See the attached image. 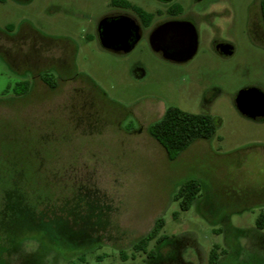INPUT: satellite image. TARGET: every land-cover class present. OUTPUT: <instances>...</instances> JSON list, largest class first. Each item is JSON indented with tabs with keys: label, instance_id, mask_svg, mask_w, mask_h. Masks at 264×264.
Segmentation results:
<instances>
[{
	"label": "rangeland",
	"instance_id": "1",
	"mask_svg": "<svg viewBox=\"0 0 264 264\" xmlns=\"http://www.w3.org/2000/svg\"><path fill=\"white\" fill-rule=\"evenodd\" d=\"M110 1L0 0V264H78L81 254L83 264H207L214 245L224 264H264V206L252 205L264 195V118L237 107L242 90L264 97V45L246 32L251 1L213 8L231 56L197 45L181 66L145 45L115 54L88 43ZM57 62L77 78L56 79ZM167 107L212 116L214 136L168 160L147 132ZM190 179L200 194L180 212L173 196ZM159 217L166 245L150 244L154 259L131 257Z\"/></svg>",
	"mask_w": 264,
	"mask_h": 264
},
{
	"label": "flooded vegetation",
	"instance_id": "2",
	"mask_svg": "<svg viewBox=\"0 0 264 264\" xmlns=\"http://www.w3.org/2000/svg\"><path fill=\"white\" fill-rule=\"evenodd\" d=\"M121 1L111 0V9L95 19L88 43L94 42L101 49L115 54H127L135 47L145 45L158 61L172 66L185 65L193 60L197 45H215L217 53V45H233L221 36L217 23L223 20V16L213 9L222 0H149V5H131L129 8L122 6ZM250 1L246 11V32L253 42L264 45V24L260 15L262 0ZM123 45L130 46V50L123 52L120 49ZM53 67L56 79L69 81L77 78L63 74V65L58 62ZM39 80L44 84L41 78ZM246 90L253 98L255 91ZM259 119L262 118L256 120ZM262 195L252 204H262Z\"/></svg>",
	"mask_w": 264,
	"mask_h": 264
},
{
	"label": "trees",
	"instance_id": "3",
	"mask_svg": "<svg viewBox=\"0 0 264 264\" xmlns=\"http://www.w3.org/2000/svg\"><path fill=\"white\" fill-rule=\"evenodd\" d=\"M260 15L264 24V0L260 3ZM13 89L16 91L17 95H23L28 90V83L20 82L16 84ZM147 132L149 136L163 148L168 160L173 161L193 142L212 138L216 132V120L208 114H194L183 111L177 107H167L162 116L147 127ZM199 194L200 184L190 179L178 186L173 200L178 203L180 212H186L191 208L196 198L199 197ZM177 216V212L172 214L174 219H176ZM4 217L6 218L5 214H3V218ZM163 227L164 219L162 217L157 218L153 227L131 245L133 252L131 257H134L135 253H142L145 254L148 259H154L156 257L155 251L150 248V244L154 242L159 246H163L166 245L168 240V237L162 233ZM255 227L259 231L263 230V212H260L255 219ZM219 250L218 245H214L211 248L208 254L207 264H224V260H220V257H226L228 253L225 250ZM120 255L123 260L126 259L123 253H120ZM78 262V264L85 263L83 254L78 256Z\"/></svg>",
	"mask_w": 264,
	"mask_h": 264
},
{
	"label": "water",
	"instance_id": "4",
	"mask_svg": "<svg viewBox=\"0 0 264 264\" xmlns=\"http://www.w3.org/2000/svg\"><path fill=\"white\" fill-rule=\"evenodd\" d=\"M123 52L130 50V46L123 45V48H120ZM119 49V50H120ZM216 50L221 56L227 57L232 54V47L230 45H217ZM253 91V90H252ZM249 94V90H242L237 96V107L239 111L247 118L258 119L264 118V97L258 91L255 92L254 97ZM248 99H252L249 102Z\"/></svg>",
	"mask_w": 264,
	"mask_h": 264
},
{
	"label": "crops",
	"instance_id": "5",
	"mask_svg": "<svg viewBox=\"0 0 264 264\" xmlns=\"http://www.w3.org/2000/svg\"><path fill=\"white\" fill-rule=\"evenodd\" d=\"M261 197L263 198V203H262V204H260V205L252 204V205H253V206H257V207H258V206H264V195H262ZM263 213H264V212H263Z\"/></svg>",
	"mask_w": 264,
	"mask_h": 264
}]
</instances>
